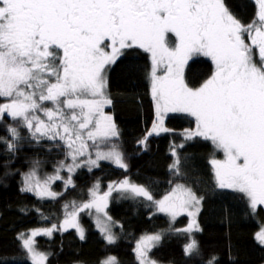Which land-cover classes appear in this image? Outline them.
<instances>
[{
	"label": "snow or ice",
	"instance_id": "1",
	"mask_svg": "<svg viewBox=\"0 0 264 264\" xmlns=\"http://www.w3.org/2000/svg\"><path fill=\"white\" fill-rule=\"evenodd\" d=\"M256 4L257 20L245 25L224 0H0V97L8 100L0 104V119L7 114L18 120L37 142L42 138L65 142L73 161L68 165L61 161L56 175L43 182L34 166L24 175L21 191L55 199L60 193L51 190L50 182L62 179V168L69 173L67 188L76 168L86 164L91 170L99 167L101 160L127 170L124 154L115 145L107 152L97 150L95 159L88 153L87 160L76 161L87 147L82 133L86 132L97 149V139L106 142L119 136L112 117L102 110L110 103L104 99V72L122 49L138 46L151 54L152 95L160 124L169 112L193 117L196 127L186 133L185 139L202 137L223 152V159L210 161L217 187L242 193L255 213L264 205V0H256ZM201 55L211 59L214 71L199 87H190L184 79V68ZM160 65L164 71L158 76ZM88 96L93 99L82 98ZM44 102H51L53 107H44ZM8 132L12 141L7 142V148L14 152L13 141L20 134L13 127ZM172 154L176 158L169 169L181 176V160L175 149ZM113 192L151 202L157 212L170 217V230L190 236L200 230L195 215L203 197L191 187L176 183L156 200L147 186L128 177L110 182L103 192L97 182L88 190V201L80 205L72 202L74 211L66 213L61 229L76 228L84 239L77 217L93 208L111 222L105 209ZM184 213L192 218L187 227L171 229ZM56 228L52 225L29 230L27 236L18 234L32 264H46L48 258L47 253L37 251L34 238L51 236ZM101 232L108 243L115 242L107 226ZM162 236L163 232H158L141 237L134 250L139 264H158L148 253ZM256 239L264 244V227L256 233ZM183 250L191 256L199 252V244L190 238ZM215 259L211 257L207 264H215ZM0 264L8 262L0 260ZM102 264H116L115 257Z\"/></svg>",
	"mask_w": 264,
	"mask_h": 264
},
{
	"label": "trees",
	"instance_id": "2",
	"mask_svg": "<svg viewBox=\"0 0 264 264\" xmlns=\"http://www.w3.org/2000/svg\"><path fill=\"white\" fill-rule=\"evenodd\" d=\"M224 3L243 24L257 20L255 0H224ZM151 69V55L146 50L133 46L120 53L108 67L106 100L110 103L102 109L112 117L119 136L106 142L97 139L99 149L89 140L93 151L110 150L115 145L124 154L127 170L108 160L99 161V167L91 170L85 164L71 173L72 184L66 188L69 173L62 168L59 172L62 179L50 182L51 190L60 193L55 199L21 191L24 175L35 166L43 182L56 175L61 161L69 164L67 154L60 155L52 147L53 140L42 138L37 142L27 128L7 114L0 119V260L8 264H32L18 234L27 236L29 230L56 225L51 236L34 238L37 251L48 254L46 264H102L109 257H115L116 264H139L134 251L137 242L146 234L158 232H163L162 239L149 255L160 264H207L213 256L215 264H264V244L256 239L264 224V205L258 206L254 213L242 193L217 187L210 161L223 159L224 154L210 140L199 136L185 139L186 133L196 127L193 117L186 113L169 114L162 124L167 131L154 132L160 121L152 96ZM213 71L211 59L197 56L186 65L184 79L190 87H199ZM7 102V98L0 97V104ZM9 127L20 134L13 141L14 152L7 148V142L12 141ZM141 140L143 144L139 143ZM173 149L181 160V176L169 169L176 158ZM37 161L38 166L34 165ZM125 177L147 186L156 200L176 183L191 187L198 197H203L197 216L200 230L193 231L191 236L170 230V217L157 212L151 202L118 192L112 193L105 209L111 217L114 243L105 239L92 209L80 212L77 217L84 239L76 228L61 229L66 213L74 211L73 201L77 205L88 201V190L97 182L103 192L110 182ZM187 224L188 218L179 217L171 229H183ZM190 238L198 242L199 252L186 256L183 249Z\"/></svg>",
	"mask_w": 264,
	"mask_h": 264
},
{
	"label": "rangeland",
	"instance_id": "3",
	"mask_svg": "<svg viewBox=\"0 0 264 264\" xmlns=\"http://www.w3.org/2000/svg\"><path fill=\"white\" fill-rule=\"evenodd\" d=\"M256 1V0H255ZM138 47V46H137ZM124 49H122L121 50V52L123 51ZM145 50V49H144ZM120 52V53H121ZM151 55V54H150ZM209 58V57H208ZM256 58V60L257 61H259V57L258 56H256L255 57ZM210 59V58H209ZM151 61H152V58H151ZM110 66V65H109ZM109 66H106V71L104 72V77H105V79H106V87H105V89H104V99H106L107 98V93H106V89H107V72H108V67ZM214 66V65H213ZM152 67H153V65H152ZM186 67V66H185ZM184 70H185V68H184ZM163 71H164V69H163V65H160V66H158L157 67V69H156V74L159 76V75H163ZM151 73H152V69H151ZM150 73V74H151ZM153 96V95H152ZM82 98H87V99H93V97H91V96H88V97H82ZM95 99H100V97H96ZM44 107H46V108H51V107H53V104L51 103V102H44ZM77 111V114H79V109H77L76 110ZM172 113H184V112H169V113H167L166 115H164V117H163V120H164V118L165 117H167L169 114H172ZM37 115H40L41 116V118L42 119H45V117L41 114V113H36ZM70 114V113H69ZM187 114V113H186ZM164 126L163 125H161L160 124V122H158V124L156 123V125H155V130H154V132H160L161 130V128H163ZM82 138H83V141H84V143H86V145H87V147L83 150L84 151V156H82V157H79L78 158V160L76 161L77 163H80L81 161H84V160H87V158H88V153H91L92 154V159H95L96 158V156H95V154H96V152H97V150H95V151H93V149H91V145H90V139H88L87 138V134H86V132L85 133H82ZM99 140V139H98ZM89 141V142H88ZM100 141V140H99ZM53 145H52V147H54V148H56L57 150H58V153H60V155H63V154H67L66 155V157H69L68 156V152H69V149L66 147V145H65V142H63V141H61V140H59V139H57V140H53ZM79 144H80V142L78 141L77 142V144L75 145L76 147H79ZM99 151H101V150H99ZM107 151H109V150H102V152H107ZM69 159H70V162H69V164H72L73 163V161H72V159L69 157ZM199 207V211H200V207H201V204L198 206ZM92 211H93V215H95V219H96V222H97V224H98V226H99V228L101 229V228H103V227H105V226H107L109 229H110V231H111V233H112V225H111V223H112V221L111 222H109V221H107L106 220V218L104 217V215H103V213H97L96 212V210H95V208H93L92 209ZM189 211H195V209L194 208H190L189 209ZM106 212V211H105ZM198 213L199 212H197L196 213V215H195V220H196V222L198 223V221H197V216H198ZM108 216V215H107ZM179 217H186V218H188V224H189V222H190V220L192 219L191 217H189L188 215H187V213H184V214H181L180 216H178L177 218H179ZM176 218V219H177ZM187 224V225H188ZM187 227V226H186ZM262 227H264V224L262 225ZM261 227V228H262ZM261 230V229H260ZM195 231V230H194ZM148 255H149V253H148ZM149 257H150V255H149ZM151 259V258H150ZM153 260V259H152ZM158 264H160V263H158Z\"/></svg>",
	"mask_w": 264,
	"mask_h": 264
}]
</instances>
